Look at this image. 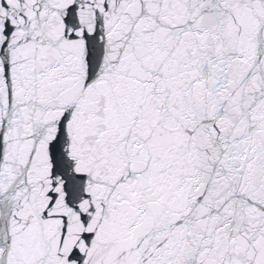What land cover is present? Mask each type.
<instances>
[{"label": "snow or ice", "instance_id": "snow-or-ice-1", "mask_svg": "<svg viewBox=\"0 0 264 264\" xmlns=\"http://www.w3.org/2000/svg\"><path fill=\"white\" fill-rule=\"evenodd\" d=\"M0 264H264V0H0Z\"/></svg>", "mask_w": 264, "mask_h": 264}]
</instances>
